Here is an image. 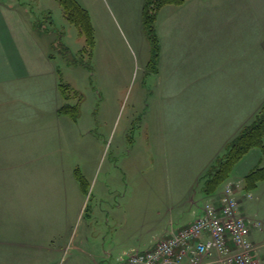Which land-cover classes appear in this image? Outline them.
I'll use <instances>...</instances> for the list:
<instances>
[{
	"label": "rangeland",
	"instance_id": "374dc122",
	"mask_svg": "<svg viewBox=\"0 0 264 264\" xmlns=\"http://www.w3.org/2000/svg\"><path fill=\"white\" fill-rule=\"evenodd\" d=\"M76 2L89 13L95 37L92 50L82 29L67 18L61 0H0V19L15 16L22 29L29 32L26 42L35 54L42 49L48 52L60 92V84L70 89L68 100L61 106L79 108L77 115L68 113L59 122H50L49 116L44 118V110L51 105L39 104L37 109L30 105L44 97L43 85L36 78L21 74L20 85H9L0 78V99L6 100L5 104L0 101L3 261L4 257L15 255V264H48L53 228L58 227L57 221L68 218L70 238L72 232L77 237L71 242L69 254L52 264H91L87 258L81 260L82 256L75 251L81 241L95 247L98 242L101 246L112 245L116 254L103 264H125L128 256H119L117 250H126L129 255L148 250L137 247L156 236L184 229L202 214L208 203L226 193L228 185L239 181L244 184V180H236L240 178L236 168L218 194L207 197L203 191L204 175L226 147L216 156L200 150L188 163L187 158L194 154L182 152L178 136L168 133L175 107L181 104L185 114H198L205 98L226 91L215 90V81L221 80L225 86L231 83L230 76L236 80V73L222 72L220 79L204 78L195 84L191 61L189 68L173 61L169 69L161 71L160 83L156 75L158 65L151 64L153 45L144 27L145 0ZM212 2L227 3L223 15L240 22L238 30L230 35L229 44L219 48L218 65L225 63V54L220 61L221 52L229 55L230 69L236 67L232 66L236 65L233 55H246L251 49L264 53V0ZM167 14L164 8L157 14V36ZM189 27L196 32L194 20ZM0 37V50L5 46V54L9 55L8 39L2 29ZM168 51L166 56H170L172 49ZM3 59L0 51V71L9 77ZM177 63L182 68L173 74ZM47 82L54 84V78ZM168 95L173 97L164 104L158 103V97ZM23 100V104L18 103ZM222 109L223 98L215 115ZM33 113L38 114V119H31ZM36 125L47 134L45 138L38 136ZM35 146L48 149L42 152L45 159L38 163L30 162V150ZM212 157V164L200 177V160L206 158L203 163L207 166ZM75 176L86 193L84 208L79 207L78 199L83 193ZM56 194L63 200H56L61 207L54 212L50 196ZM246 196L245 214L259 224L254 235L257 241L264 242V183ZM66 205L68 209H64ZM99 232L107 236L98 239Z\"/></svg>",
	"mask_w": 264,
	"mask_h": 264
},
{
	"label": "crops",
	"instance_id": "0c3cea01",
	"mask_svg": "<svg viewBox=\"0 0 264 264\" xmlns=\"http://www.w3.org/2000/svg\"><path fill=\"white\" fill-rule=\"evenodd\" d=\"M236 5L237 4H235V6ZM164 9H167L168 14L164 17L162 27L158 29L157 32L160 47L157 60V81L161 83L160 80H162L163 82L161 71L163 72L169 69L171 66L170 62L173 61L184 63L188 68L189 62L191 61L193 65L192 75L196 77L193 82L195 84H198L199 81L204 78L210 80L220 79L221 77L219 75L222 72L236 73V80L233 81V76H230L229 80L231 83L227 82L225 86H223L221 80H219V82L215 81L217 84L215 90L226 89V91L223 92V94L217 91V94L205 98L201 103L202 105L199 107L200 116H198L199 113L195 115L185 114L182 111L181 104L172 110L170 115V130L168 133L172 132L178 136L182 144L180 147V149L183 148L182 152L194 154L193 157L187 158L189 160L188 163H190L200 150L202 152L205 151V153H216V156L217 153L225 148L262 108L264 105V53L263 51L260 52V50L255 49H251L246 55L230 51L231 54H237L235 57L233 55L232 58V61L236 63V65H232L236 66L233 67V70L228 68L229 55L221 52L220 61H223V54H225V63L218 65L219 48L223 49L226 44H229L231 40L230 35L235 33L240 26V22L236 19H228L227 16L223 15V10L227 9V3H213L212 0H188L182 6H167ZM192 20L195 21V25L197 26L195 28V33H193V28L189 27L192 25ZM0 29L4 32L5 39H8L9 47V55L5 54V46L0 50L4 56L3 68L8 67L6 72L10 73L8 77L4 75L5 71H0V78L8 82L9 85H11L10 83H14L12 85H20L18 78L21 74H28L30 77L36 78L38 82L43 85L44 97H39V100L28 104L36 106V109L39 104L40 106L44 104L51 105L52 107L49 110H44V118L49 116L50 119L48 120H50V122H52L51 120L53 119L59 122L60 117L63 115L69 116L68 113L62 112V108L65 105L63 107L61 105L65 102V98L61 95L58 83L55 81L54 76L56 71L53 69L52 59L49 57L48 52L42 49L35 54L29 42H26L29 39V32L22 29L15 16L0 19ZM169 48L172 49V52L171 54L169 53L170 56H166V49L167 52H169ZM177 54L180 56L177 57ZM257 54H260L261 57L256 56ZM244 57H246V60L243 59ZM222 66L226 68H222ZM181 68V64L177 63V65L172 68L173 74L175 70H181ZM198 74L201 76H198ZM50 77L54 78V84L47 82ZM14 78H16V80L12 81ZM245 83L247 85H245ZM4 85L5 84H3L2 87H4ZM172 97V95L158 97V103L162 102L164 104L166 99H171ZM35 98L37 99V96ZM222 98V112L215 115ZM0 101L2 104H5L4 101L6 100L0 99ZM16 103L17 100H15L14 104ZM18 103L23 104L24 100ZM47 113L49 115H46ZM33 114L31 119H38V114ZM33 129L31 128L32 132ZM35 131L39 137L44 136L45 138L47 136V134L39 128V125L35 126ZM211 144L212 147L210 146ZM207 148L210 149L207 150ZM46 150H48L46 147L35 146L30 150V154L32 155L30 162L38 163L43 161L45 157H42L44 156L42 152ZM214 157L207 161V166L203 163L204 159L207 157L204 158L203 161L200 160L198 165L202 173L199 175L200 177L204 174L205 169L212 164L211 162ZM258 167H264V156L260 151L256 150V152H254L253 150L236 167V175L240 177L236 180H244L249 173ZM78 184L80 185V181L76 178V185L83 193V196H79L78 199L80 202L79 207L84 208L86 202L84 194L86 193L83 187ZM50 198L54 201L53 205L55 207H52L53 211H60L59 207L61 206L58 205L56 200L63 199L60 197L58 198L57 194L50 196ZM247 199L248 198H246V201ZM64 209H68V205H66ZM66 214L68 215L69 212ZM57 226V228H53L55 232L54 235L52 233L51 245L48 248V264H52L59 257L64 259L65 256L69 254L70 249L73 248L71 242L73 244V240L77 237V235H74L75 232H72L70 238L68 218L57 221ZM107 226L110 227L108 221ZM173 231H171V233ZM254 232L252 235L254 242L264 246V242L256 240ZM171 233L156 236L150 241H143L137 248L145 247L150 249L158 240L169 236ZM97 235L98 239L107 236L106 233L101 232ZM0 245L2 247V243H0ZM107 246V244L101 246L98 242L95 247L94 244H90L88 241H81L79 245L75 246V251L82 256L81 260L87 258V261H90L89 263L91 264H103L108 258H112L116 254V249L114 250L112 245ZM117 252L119 256L120 254L123 256L129 255V253L123 249L117 250ZM0 260L2 259L0 258ZM16 260L17 257L15 255L12 257L10 255L6 258L4 257L2 264H10V262H12L11 264H15Z\"/></svg>",
	"mask_w": 264,
	"mask_h": 264
},
{
	"label": "built area",
	"instance_id": "2783aa9c",
	"mask_svg": "<svg viewBox=\"0 0 264 264\" xmlns=\"http://www.w3.org/2000/svg\"><path fill=\"white\" fill-rule=\"evenodd\" d=\"M242 190L240 183L228 185L192 224L134 252L125 264H264L263 248L252 237L258 225L245 214Z\"/></svg>",
	"mask_w": 264,
	"mask_h": 264
},
{
	"label": "trees",
	"instance_id": "16d2710c",
	"mask_svg": "<svg viewBox=\"0 0 264 264\" xmlns=\"http://www.w3.org/2000/svg\"><path fill=\"white\" fill-rule=\"evenodd\" d=\"M188 0H145L144 27L153 45L152 65L157 64L160 47L159 39L155 33L154 25L157 14L167 6H182ZM65 14L69 20L78 25L87 38L89 47L95 46L94 29L89 13L76 0H61ZM60 89L65 100H68L70 89L60 84ZM62 112L77 115L78 106L65 105ZM253 150H259L264 156V105L256 113L254 118L246 124L231 140L225 153L217 158L204 175L203 191L207 197H214L219 188L231 177L238 164ZM264 183V167H258L244 178L245 193L256 190L259 184Z\"/></svg>",
	"mask_w": 264,
	"mask_h": 264
}]
</instances>
